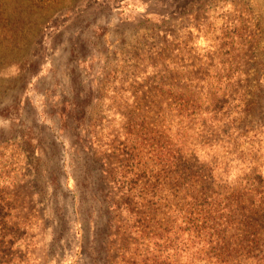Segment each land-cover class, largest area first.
Instances as JSON below:
<instances>
[{"label":"rangeland","instance_id":"obj_1","mask_svg":"<svg viewBox=\"0 0 264 264\" xmlns=\"http://www.w3.org/2000/svg\"><path fill=\"white\" fill-rule=\"evenodd\" d=\"M0 264H264V0H0Z\"/></svg>","mask_w":264,"mask_h":264},{"label":"trees","instance_id":"obj_2","mask_svg":"<svg viewBox=\"0 0 264 264\" xmlns=\"http://www.w3.org/2000/svg\"><path fill=\"white\" fill-rule=\"evenodd\" d=\"M153 187H154V185H153ZM156 187H157V186H156ZM192 195H193V194H191V197H193ZM202 195H203V194H202ZM153 196H156V194H155L154 192H153Z\"/></svg>","mask_w":264,"mask_h":264}]
</instances>
